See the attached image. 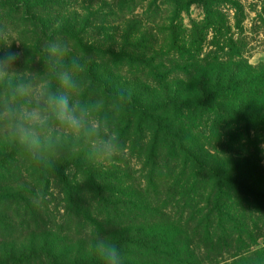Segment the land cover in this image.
Listing matches in <instances>:
<instances>
[{
  "label": "trees",
  "instance_id": "1",
  "mask_svg": "<svg viewBox=\"0 0 264 264\" xmlns=\"http://www.w3.org/2000/svg\"><path fill=\"white\" fill-rule=\"evenodd\" d=\"M62 1L0 0V29L20 42L14 68L46 76V45L67 42L84 66L77 74L83 96L104 102L124 150L106 167L69 140L40 163L0 137V264H64L53 247L34 244L43 232L94 241L118 234L114 244L123 264H240L254 255L263 264L264 110L215 103L264 98V68L231 71L225 82L185 99L170 93L147 101L129 83L156 89L191 76L205 59H199L203 39L210 32L224 36L227 20L219 6L210 0H121L114 13L141 11L146 24L138 28L146 38L127 33L125 47L104 50L83 30L56 26L50 14L62 11ZM193 3L202 4L204 19L181 45V15ZM156 37L167 42L160 50ZM218 50L215 62L234 59ZM120 93L130 99L118 102Z\"/></svg>",
  "mask_w": 264,
  "mask_h": 264
},
{
  "label": "rangeland",
  "instance_id": "2",
  "mask_svg": "<svg viewBox=\"0 0 264 264\" xmlns=\"http://www.w3.org/2000/svg\"><path fill=\"white\" fill-rule=\"evenodd\" d=\"M63 1L60 3L62 11L57 12L55 8L54 11L56 12L50 14V18L57 19L56 26H75L77 27L76 31L83 30L85 32L90 43L102 47L104 50H120L125 47L128 42L127 33H130L133 40H137L141 36L146 38L147 33L144 32L145 34L140 35L139 30L143 26L138 28L140 22L146 24L142 19L141 11H137L134 16L126 17L116 16L114 13V7L117 9V4L121 0ZM210 1L215 2V5L219 6L227 20L223 37L210 32L200 45L199 59L203 60L204 57L205 59L211 57L210 61L208 62L204 59L201 66H198L191 76L185 77L181 81L176 79L156 89L154 86H148L147 84L129 82L131 88L136 93H142L145 100L161 101L170 93L175 94L180 99L192 98L194 93H198L200 88H210L214 82H225L231 71L241 70V73H247L248 71L253 73L259 72L264 68V0ZM0 3V8H2L4 5H2V2ZM203 19L204 9L201 3H193L188 11L182 13L180 23L183 25L184 31L180 33L179 41L182 42L181 45L187 44L188 37L193 32L194 24L200 23ZM144 27L151 26L145 25ZM16 36L12 33L9 38L14 37L17 39ZM226 43L229 44L228 47L223 46ZM153 44L156 45L155 48L157 50H160L161 46L166 45L167 42L162 37H156V41ZM19 46L20 44L15 41L12 42L10 48L0 46V54L4 56L8 52H18L20 51ZM219 48H225V53L233 54L234 59L229 61L227 57L225 61L215 62L214 59L218 57L216 54ZM219 56L223 58L224 55L220 54ZM195 88L198 90L192 91ZM235 100L219 99L215 105H220L225 109H232L241 105L243 111L255 114L264 110V98L261 96L252 102L250 100L243 101V99ZM261 145L264 148V144L262 143ZM105 164L106 167L110 166L109 163ZM117 239L118 234L107 240L114 244ZM29 240L24 241V244L29 245ZM33 242L36 246L46 245L47 247H53L64 264L75 260L89 261L100 259L95 251L96 241L88 238L66 239L63 235L55 232H43L36 234ZM258 257L260 255L250 256L248 257L250 258L247 260L248 262L242 261L240 264H257Z\"/></svg>",
  "mask_w": 264,
  "mask_h": 264
},
{
  "label": "clouds",
  "instance_id": "3",
  "mask_svg": "<svg viewBox=\"0 0 264 264\" xmlns=\"http://www.w3.org/2000/svg\"><path fill=\"white\" fill-rule=\"evenodd\" d=\"M9 36L0 29V46L20 43ZM44 52L46 76L27 67L16 70L14 64L21 53L0 57V137L40 163H47L69 140L79 142L97 162H113L124 145L104 102L83 96L77 77L84 70L80 58L70 55V45L59 39L48 42ZM126 99L130 97L118 94V102ZM95 251L104 264H123L117 246L107 239H97Z\"/></svg>",
  "mask_w": 264,
  "mask_h": 264
}]
</instances>
